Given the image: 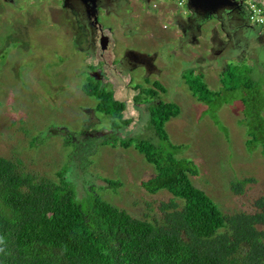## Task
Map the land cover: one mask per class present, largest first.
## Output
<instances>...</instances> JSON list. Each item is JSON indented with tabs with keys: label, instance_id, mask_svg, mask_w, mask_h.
I'll return each mask as SVG.
<instances>
[{
	"label": "rangeland",
	"instance_id": "rangeland-1",
	"mask_svg": "<svg viewBox=\"0 0 264 264\" xmlns=\"http://www.w3.org/2000/svg\"><path fill=\"white\" fill-rule=\"evenodd\" d=\"M73 5L81 18L84 12ZM104 9L103 33L113 48L101 51L73 38L83 30L63 0H0V158L19 160L39 180L55 185L69 164L65 177L76 186L78 200L91 187H102L107 202L134 218L160 219V205L173 197L165 190H144L141 183L156 175L155 166L121 140L161 144L150 108L173 103L180 114L164 127L173 145L163 146L166 152L196 167V175L190 174L194 187L224 215L255 213L254 203L264 197V157L259 147L246 148L249 127L243 110L245 103L252 110L262 108L264 116V30H242L229 18L232 11L206 19L192 13L187 0H114ZM127 53L131 65L125 69L119 62ZM191 70L203 75L211 93H224L220 108L213 110L216 102L208 106L193 96ZM229 72L240 85L237 92L228 91ZM101 80L126 103L123 120L132 121L117 133L99 112L100 101L82 90L89 81ZM250 82L258 84L256 94L242 91ZM10 104L16 107L7 118L3 114ZM91 118L101 123L91 126ZM249 178L256 182L244 194L231 190V182ZM106 180L122 185L112 188Z\"/></svg>",
	"mask_w": 264,
	"mask_h": 264
},
{
	"label": "trees",
	"instance_id": "trees-1",
	"mask_svg": "<svg viewBox=\"0 0 264 264\" xmlns=\"http://www.w3.org/2000/svg\"><path fill=\"white\" fill-rule=\"evenodd\" d=\"M189 74L193 96L208 106L216 102L213 110L220 108L224 93H211L203 75L194 70ZM228 83L229 92L239 90L235 78ZM83 91L100 101L99 112L112 117L115 129L131 123L123 120L126 103L115 102L113 91L101 82L89 81ZM242 91L256 94L258 84L246 83ZM149 94L152 99L158 95L155 91ZM12 106L16 107L10 104L4 117L10 118L15 111ZM243 112L248 115L246 148L253 152L259 147L264 157L262 108L252 110L244 103ZM179 114L173 103L161 102L150 108L159 145L132 138L121 140L123 147H135L155 166L156 175L141 183L144 190L149 194L165 190L173 197L160 205V219L134 218L107 202L101 195L106 190L102 187L97 192L91 187L85 199L78 200L76 186L65 177L69 164L60 174V184L55 185L39 180L38 174L26 170L19 160L0 158V237L4 240L0 264H264V197L254 203L255 213L227 216L205 191L194 187L190 176L196 175V167L163 147H173L164 127ZM106 181L112 188L122 185L121 181ZM255 182L254 178L237 180L231 182V190L242 195L246 186Z\"/></svg>",
	"mask_w": 264,
	"mask_h": 264
},
{
	"label": "flooded vegetation",
	"instance_id": "flooded-vegetation-1",
	"mask_svg": "<svg viewBox=\"0 0 264 264\" xmlns=\"http://www.w3.org/2000/svg\"><path fill=\"white\" fill-rule=\"evenodd\" d=\"M114 0H98L96 3V9L93 10V5L90 3H86V4H80L79 2H77L76 0H63L64 6H70L72 11H73V15H71V17H73L76 21L75 24L77 26V24H80L82 27V34H72L73 38H75L76 40H79L80 42L86 41L91 43L90 47L91 49H93V47L95 48H99L101 50V46L104 44H110L109 46V50H112L113 46L111 43V40L109 39V36H107V34H104V25L102 24V15H104V7L107 6L110 2H112ZM73 2H76L78 4L79 9H81L84 12V15L81 14V18H79V14L77 11L74 10L73 8ZM236 2L239 4V1L236 0ZM76 7V6H75ZM87 9L91 10L88 11ZM80 11V10H79ZM225 13V12H224ZM228 12H226L227 14ZM225 14V15H226ZM223 14H220V17H216L213 16L212 20H215V18H221ZM85 16V17H84ZM229 18H233L235 20V22L237 23V25H240L241 28H244L242 30H246V29H250V30H255V28L249 23L248 20V13L244 7V2H240V5L237 6L234 11H232L231 13H229ZM106 29L110 30L112 33V30L110 29V27H105V31ZM240 30V31H242ZM239 31V32H240ZM186 38H189L188 33H185ZM235 39L238 38V35H236L234 37ZM108 43H107V42ZM178 41V40H176ZM131 52V50L129 51ZM132 53H135L134 51H132ZM140 55H138L137 57H142V54L139 53ZM100 56L102 57V55L100 54ZM131 61L129 60L128 57V53L126 55H123L122 60L119 62L120 67H124L125 69L128 67V64L131 65L130 63ZM116 64H118L117 62L113 61V66H116ZM104 68V65H103ZM153 70L147 71L146 72V76L150 78V74L148 72H152ZM133 81V79H131V82ZM158 83V82H156ZM101 86L103 87V81L101 80ZM108 90H112V89H108ZM113 96H114V92H113ZM94 113L97 116L96 111H89V114ZM89 122V121H88ZM90 125L91 126H95L100 124L101 122L98 121L97 119H92L90 120ZM100 122V123H99Z\"/></svg>",
	"mask_w": 264,
	"mask_h": 264
},
{
	"label": "water",
	"instance_id": "water-1",
	"mask_svg": "<svg viewBox=\"0 0 264 264\" xmlns=\"http://www.w3.org/2000/svg\"><path fill=\"white\" fill-rule=\"evenodd\" d=\"M80 4L90 3L93 5V10L96 9L98 0H76ZM239 4L236 0H187L188 9L194 14H202L206 19L212 18L220 11H233ZM91 12V10L87 9ZM107 42V41H106ZM108 43V42H107ZM110 44L101 46V51L109 49Z\"/></svg>",
	"mask_w": 264,
	"mask_h": 264
},
{
	"label": "built area",
	"instance_id": "built-area-1",
	"mask_svg": "<svg viewBox=\"0 0 264 264\" xmlns=\"http://www.w3.org/2000/svg\"><path fill=\"white\" fill-rule=\"evenodd\" d=\"M249 23L264 30V0H244Z\"/></svg>",
	"mask_w": 264,
	"mask_h": 264
},
{
	"label": "clouds",
	"instance_id": "clouds-1",
	"mask_svg": "<svg viewBox=\"0 0 264 264\" xmlns=\"http://www.w3.org/2000/svg\"><path fill=\"white\" fill-rule=\"evenodd\" d=\"M239 1V5H240V2H244V0H238ZM184 4V1H180L179 2V5L181 6V5H183ZM238 5V6H239ZM252 25V24H251ZM253 26V25H252ZM255 27V26H254ZM263 32V31H262ZM177 40V39H176ZM107 88V87H106ZM108 89V88H107ZM82 90H83V87H82ZM84 92V91H83ZM113 100L115 101V102H117L118 100H116L115 98H114V96H113ZM119 102H121V101H119ZM125 103V102H124ZM135 106H137V105H135ZM127 108V107H126ZM126 112V109L125 110H123V112H122V116L124 117V113ZM109 117V121H110V123L112 122V117L110 116V115H108ZM132 122V121H131ZM130 125V124H129ZM128 126V125H127ZM121 129V128H120ZM120 129H112V131L114 132V133H117V132H119V130ZM103 130V129H102ZM2 244H4V240H3V238L2 237H0V245H2ZM4 251V248H2V247H0V252H3Z\"/></svg>",
	"mask_w": 264,
	"mask_h": 264
}]
</instances>
